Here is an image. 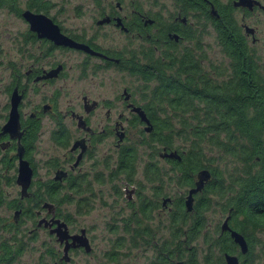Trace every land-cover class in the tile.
<instances>
[{"label": "flooded vegetation", "instance_id": "af4514ba", "mask_svg": "<svg viewBox=\"0 0 264 264\" xmlns=\"http://www.w3.org/2000/svg\"><path fill=\"white\" fill-rule=\"evenodd\" d=\"M171 5V10L159 7V9H156L153 12H146L140 7L132 6L130 7L129 13L123 14V8L117 4L118 12L112 10L104 13L97 19V26H114L121 34L128 35L130 39H143L149 44L145 51L138 50L137 54H131V56L126 59L122 56L123 49L112 50L110 48H103L96 44L92 37L79 36L64 32L63 28L52 17L50 19L55 25H57L61 34L76 43L87 45L98 54H92L87 50L80 48L55 44L52 40L43 36L42 32L32 30L30 28V24L26 22L28 29L25 34V42L29 41L31 45H43L38 46L40 47L39 49L34 48L38 51L41 49L43 52L46 51L47 53L42 57L36 56L32 58L30 66L27 70H25L24 74L21 71L13 74V82L11 83L8 93L10 94V98L13 92H17V95L20 97L17 106L20 133L15 137H10L8 133L0 134V154L4 155L3 169H11L16 172L18 171L17 152L18 149H22L24 158L29 161L30 166L33 169V176L25 193H22L21 186L16 181L17 175L14 177L13 174L12 183L15 182V184L20 186V193L18 196L7 198L8 200L6 201V206L8 209L13 211V217L12 220L9 221V225L6 226V223L0 224V230H3L7 234L14 230L16 234H22L25 239L27 238L28 240H31L33 230L24 234L22 230L17 227L18 225L29 221L31 223L30 229H33V227L35 228V231L43 229L52 236L54 234H51L50 230L55 228L56 224L52 223L51 225L45 227L44 223L38 225V221L42 218L49 221L52 217L59 219L60 222L64 223L68 237L66 236L67 239L63 238L64 240L62 242L57 241L62 247L61 253L60 255L58 254V259L52 264L68 263L72 260V254L87 253L83 247H74L72 245L68 247L67 253H64L65 245L67 243L72 244V239L69 235L80 234L81 229L85 230L86 237L91 247L90 252H92L93 246L91 240L87 236L86 228L80 227L77 231L72 230L69 225L70 220L65 219L64 215L60 213L58 215L56 213L54 203H52L55 207L54 216L47 213L45 209V213L42 215L41 209H34L33 201H40L39 198H36L34 191L39 189V187L42 189L48 184L57 186L59 191L66 190L69 186L68 183L70 180H73L74 183L89 185V189L92 188L93 181L91 180V175H96V173L103 174L107 171L108 165H111L112 155L106 157L105 162L109 161V163L105 164L103 171H95L92 168L86 170L84 168V163L87 159L93 161L100 143L106 139L107 141H109V139L111 140V145H113V150H115V162L118 151L122 150L124 146L135 142V140L132 142L128 140L130 136L128 126H130V128L139 127V134V131L141 130L140 127L142 126L144 131L146 124L141 121L137 113L131 110L133 106H139L144 110L145 102L138 103L134 98V91L132 92L131 88L127 86H123L119 94L118 102L120 107L129 111L131 118L122 111L117 114L116 118L110 117L111 109L113 108L112 103L109 100L99 101L96 98H91L87 93H83L80 96V102L77 103L76 107L71 105L65 110H60L57 107V101L59 94L61 93L60 89L61 87L63 88L60 82L62 80L65 82L67 77L70 76L66 75V72L70 67L67 59L65 58L62 61L53 60L47 63V65H44V57H50L53 54L49 52L59 50L83 55L84 58L81 60L84 61L86 67H89L87 63L91 60V58H98L100 62L97 66L99 68L100 66H104L106 69L112 67L117 69L119 68V70L127 72L129 76L137 77L142 83L146 82L154 84L157 82L158 77H154L152 81H145L143 76L139 73L140 70L136 67V63L139 65H146L148 57H145V55L153 54V59L163 62L164 65L169 66L167 74L170 78H172L173 86L176 87L177 84L179 85L181 83V86L186 87L188 85V79L193 78L192 86H196L202 91L201 99L193 98L188 106H186L187 109H200L201 111L206 109L209 98L212 99V96L210 95L212 93V89H216L218 91L217 96H219V102L222 103L220 108L222 107L224 114H233L234 111L238 109V104L243 102L245 103L244 105L250 109L249 111L252 110L251 115L246 118L240 116L234 118L232 121H228L233 124H245L250 119L252 122L253 116L255 115L254 106L260 105L259 108H264V54L261 52L259 54V51L256 49L257 44L264 42V0H171ZM27 9L29 8H25L24 10ZM24 10H20L19 16L22 17V12ZM29 10L34 14H44L49 18L47 12L35 11L33 9ZM118 18L120 19V24H118ZM102 19H107V21L100 23L99 21ZM209 38L210 44L214 42V44L218 47L219 53L222 55L217 65L214 67H211L213 65L209 64ZM129 51H131V49L127 46V52ZM29 58H31L30 55ZM187 68H190V70L188 71ZM133 69H138V72ZM131 70L133 73L130 72ZM91 73L94 74L95 72L91 71ZM20 80L21 83H19ZM22 80L24 81L22 82ZM48 86L54 87L51 95L44 94L43 89ZM177 89L182 88L180 87ZM31 94L39 98V100L36 101L38 103L31 100ZM173 99L174 102H178L177 96ZM26 102H28L27 105H25ZM30 103L32 104L29 105ZM23 108L26 110L24 111ZM100 109H105V114L104 118L99 122L100 124H97L95 123L96 119H93V116L96 114L97 110L100 111ZM4 110H6V115L0 116V121H2L0 124V130L2 125L8 119L10 102L9 105L4 106ZM56 111H59L58 115ZM261 111H263L262 116H264V109ZM144 112L150 121V118L145 110ZM49 116L52 117L55 127H57L52 131L51 139L59 146L64 148L68 147L67 154H65L63 162H58L57 159L54 161H48L49 171H54V173L59 172L60 178H55V174V176L53 175V178L51 179L44 181H41L40 179L34 181L33 179L36 174V169L33 162L25 156V153L27 152L25 135L27 134V129H29L31 123L35 122L40 125V136L42 120ZM193 116H195V114H192V116L189 117V121L187 120L188 123L196 124L198 122V119ZM66 118L73 122L75 127L73 134L64 123V119ZM174 120L176 121L177 118ZM259 120L264 123V117L259 118ZM140 121L143 124L139 123ZM142 137L143 136H140L139 134L136 140L140 141V138ZM261 139L263 140L262 142L264 147V133H262ZM36 142L33 145L29 144V146H27L30 149L28 150L29 157H31V153H33L35 149ZM74 145L76 146L73 148ZM160 147V149H157L154 152V154H156L154 160H157L159 164L160 161H163L169 165L167 166V169L170 172L173 183L165 185L167 189L162 195L159 193L160 196L156 199L148 195L150 198L149 201L153 204L157 203L158 205L156 208H153L152 212L163 211L165 213V217L170 219L171 217L176 216L178 213V206L181 204V210L185 209L186 212L189 213L187 218L190 219L192 216L195 218L197 216V214H194L196 210V203L206 201L201 195L203 194L202 192L205 184L211 178V173L209 179L204 182L202 188L193 194L192 206L191 209L188 210L185 201L189 190L195 186L198 179V172L194 178L193 185L191 187H187V191H185V193L178 194L177 186L179 185L175 183L176 169L170 162H168V159L180 160V153L176 151V149L167 150L163 149L162 146ZM172 151L177 152V158L166 156L167 153ZM8 152L13 154L7 156ZM13 156L15 157L13 160H6V157L11 159ZM78 156L80 157L77 160ZM258 159L259 157H257V160ZM14 161H17V167L15 166ZM94 162H96V157L94 158ZM75 163L77 164L75 165ZM82 167L84 169H82ZM163 167L165 168V166ZM140 175L141 176L138 177L137 172L133 182H124L125 190L128 187V183L135 185L129 190L130 195L127 199H123V202L127 205V207L125 208L124 206L126 205H123L122 208L123 210H128L127 214L123 215V217L126 218V221L128 222L132 220L129 217L133 215L135 211H139V204L143 200V197L141 196L143 188L145 185L148 188L152 185L151 183H147L143 180L142 171ZM94 180L95 182H99V179L96 180V178H94ZM159 187H163L164 189V185L159 184L154 187V193H157L156 190ZM172 188L173 191L170 192ZM83 189L85 190L87 188L83 187ZM150 189L153 192L152 188ZM92 191L93 188L91 191L80 192V194L76 193L72 202L76 205L79 198L85 200L87 199L92 202L95 195ZM132 194H135L136 198L134 200L136 202L132 201ZM144 194L146 193H143V195ZM2 199L4 198L0 197V201ZM33 210L35 211V218L32 216ZM205 217L207 219V212H205ZM226 217H229V211H221V224ZM240 219L241 218L239 217V221ZM221 224L219 225L220 231ZM207 226H209L208 223ZM257 230L258 229H255L251 236H254ZM221 232L224 233L228 231ZM199 236H206V230H204V232H202ZM146 239H152L156 242L154 256L147 262V264H155L159 257L158 242L153 236H149ZM245 240L248 244L246 238ZM1 242L2 241H0V253L2 249ZM3 242L5 243L3 248L5 249L4 253L6 257L0 259V264H11L16 256H20L22 254L24 241L16 235L15 237H9L7 241ZM18 243L19 245L17 246ZM236 246L238 247L237 244ZM234 254L238 256L239 264H241V262L246 259L245 257L247 252L245 254H241L239 251ZM34 264L46 263L38 262Z\"/></svg>", "mask_w": 264, "mask_h": 264}, {"label": "rangeland", "instance_id": "374dc122", "mask_svg": "<svg viewBox=\"0 0 264 264\" xmlns=\"http://www.w3.org/2000/svg\"><path fill=\"white\" fill-rule=\"evenodd\" d=\"M14 5L0 6V116L6 115L4 106L9 105L10 94L8 90L13 82V74L21 71L23 74L25 70L30 66L32 58L38 56L42 57L46 55V51L36 50L43 46L40 44H32L27 41L25 42V34L28 29L26 21L19 16L14 10L16 8L24 10L27 8L26 0H15ZM51 8L47 11L49 18L54 20L63 28L64 32L70 34H76L79 36L92 37V39L103 48H110L112 50H122V56L124 59L131 56V54H137L139 51H145L148 47V43L143 39H130L128 35L121 34L114 26H97L96 21L104 13L109 11L118 12L117 4L123 8V14L130 12V7H140L146 12H153L159 7H164L166 10H171V0H49ZM93 35V36H92ZM31 46V47H30ZM33 46V47H32ZM127 46L131 51L127 52ZM36 49H35V48ZM209 47V64L214 67L222 57L219 53L218 47L214 42L210 44V38L208 40ZM256 49L264 54V42L256 45ZM119 50V51H120ZM50 57H44V65H47L53 60L67 59L69 70L66 72L67 77L65 82H60L61 87L59 98L57 101V107L60 110H65L67 107L73 105L76 107L77 103L80 102V96L83 93H87L89 97L96 98L99 101H110L113 105L111 109L112 118H116L117 114L122 111L125 112L130 118V113L119 105V94L123 86L131 88L134 91V98L138 103L145 102V95L148 93L152 83H142L137 77H131L127 72L119 70V68H104V66H97L100 62L98 58H91L86 67L84 64L83 55L78 53H72L67 51L55 50ZM29 55L31 58H29ZM84 65V66H83ZM96 67V68H94ZM99 68V69H98ZM91 71L95 73L92 74ZM24 80H22L23 82ZM21 83V80L19 81ZM21 85V84H20ZM54 87L48 86L43 89L45 95H51ZM31 100L36 102L39 100L37 96L30 95ZM38 103V102H36ZM35 103V104H36ZM28 102L25 103L27 105ZM30 103L29 105H31ZM34 104V105H35ZM28 105V107H29ZM25 111L26 109L23 108ZM57 115L59 111H56ZM105 109L97 110L93 119H96L95 123L99 122L104 118ZM1 118V117H0ZM2 121H0L1 124ZM64 123L70 132L73 134L74 125L70 119H64ZM178 124V122H177ZM128 132L130 136L128 140L130 142H137L138 129L139 127L128 126ZM41 134L38 141L35 144V149L31 153V161L36 169L34 181L48 180L53 178L56 173L49 171L48 161H54L57 159L58 162H63L65 154H67V148L57 145L51 139V133L57 127H55L54 121L51 116L45 117L42 120ZM143 127L141 126L140 129ZM178 143H180L177 140ZM71 143V140H70ZM158 149L161 147L159 145ZM206 155H214L217 157V163L220 167L224 168L227 173L234 172V167L237 165L236 161L233 163L229 161L232 158L230 154L225 153L220 147L206 143ZM112 148V149H111ZM143 151V150H142ZM141 151L142 160H147L145 153ZM96 162L87 159L84 163V168L88 170L92 168L95 171H103L106 157L112 155L111 165L112 167L115 159V150L111 145V140L107 139L100 143L96 150ZM13 153L8 152V155ZM3 154H0V197H3L0 201V224L6 223L9 225V221L12 220L13 211L8 209L6 206L7 198L18 196L20 193V186L12 183V177L14 174L17 175V171L11 169H3ZM220 157H223L221 159ZM220 159V160H219ZM2 160V161H1ZM17 167V161H14ZM104 165V166H103ZM160 165L169 166L167 163L160 161ZM238 166V165H237ZM82 167V169H84ZM85 171V170H84ZM141 166L138 167V177H140ZM109 170L103 174L91 175L93 193V201L91 209L87 213L76 214L75 204L72 202H63L59 206V213L68 216L70 218V228L77 231L80 227H85L87 230V236L91 240L93 250L90 253H77L72 254V260L68 263L61 264H147L148 260L154 256L155 243L151 240L137 239V244L133 245L130 241L132 240L130 234H127L123 228L121 216L127 214V209L123 210V199H127L130 195L129 190L134 187V184H129L125 190L124 182L121 177L109 179ZM99 179V182H95ZM104 178V179H101ZM14 179V178H13ZM110 180V181H109ZM102 182V183H100ZM229 182V177L227 179ZM110 183V184H109ZM186 186H177L179 193H185ZM117 193H116V191ZM173 191V188L170 192ZM146 193L151 197H154L153 192L146 185L142 190V194ZM135 194L131 195L133 202H136ZM156 199V197H154ZM4 202V203H3ZM125 208L127 207L124 206ZM45 213L42 209L41 215ZM130 213V212H129ZM152 219L146 220V226L151 236L159 243L160 240L169 236V221L165 217L163 211L152 212ZM221 208L214 205L210 211L207 212L206 224L213 226L217 221H222ZM22 230L24 234H27L33 230L31 240H28L22 234H16L12 230L9 234L0 230V241H7L9 237L16 236L23 239V252L19 256H16L11 264H34L38 262H45L46 264H52L58 258L53 259L47 252L56 251L59 255L61 253V245L56 240V235H49L43 229L35 231L30 229L31 223L24 222L17 226ZM1 228V225H0ZM113 228V230L111 229ZM30 229V231H29ZM124 237L123 245L117 247L115 244L119 237ZM254 250L252 253V264H264V229H258L253 236ZM22 242V241H21ZM121 242V240H120ZM119 242V243H120ZM192 246L197 251L196 256L200 260L201 257L206 253L208 245L204 238L198 237L192 241Z\"/></svg>", "mask_w": 264, "mask_h": 264}, {"label": "trees", "instance_id": "16d2710c", "mask_svg": "<svg viewBox=\"0 0 264 264\" xmlns=\"http://www.w3.org/2000/svg\"><path fill=\"white\" fill-rule=\"evenodd\" d=\"M26 2L27 8L35 11L47 12L52 6L49 0H26ZM15 3V0H0V6ZM14 11L20 15V9L16 8ZM145 57H148L146 65L136 63L139 73L145 81H152L154 77H158L157 82L151 85L144 97V110L150 118L152 130L145 132L141 129L139 134L143 137L140 141L128 144L118 151L113 166L107 168L109 179L121 177L123 182H133L138 167L141 166L143 180L152 184L150 188L153 190V195L155 194L154 197L157 198L167 189L165 185L173 181L167 167L164 168L157 160H154L156 155L154 152L158 149V144L163 149H176L180 153V160L168 159V162L176 169L175 183L179 186L191 187L196 173L203 169L211 173V178L205 184L201 195L206 201L197 202L195 205L194 214H197L195 218L192 216L188 219L189 213L185 209L181 210V204L178 206L176 216L167 218L170 227L169 236L159 241V257L155 264H225L223 259L225 252L238 253V247L229 232L220 231V221L213 226H207L205 212L210 211L214 205L221 208L222 212L229 211V227L242 234L249 245L246 259L241 264H252L251 256L255 238L251 234L255 229H264V147L261 139L264 123L259 120L264 117L261 111L264 108H259L260 105L254 106L255 115L252 122L250 119L245 124H233L228 121L240 116L246 118L251 115L252 110L249 111L250 109L243 102L238 104V109L233 114H224L222 107L220 108L222 103L219 102L218 91L212 89L210 94L212 99L209 98L206 109L203 111L187 109L186 106L193 98L201 99L202 96V91L192 86L193 78L188 79L186 87L181 86V83L175 87L172 78L167 74L169 66L153 59V54L145 55ZM138 69L133 70L138 72ZM187 70L189 71L190 68ZM130 72L133 73L132 70ZM180 87L182 89H177ZM175 96L178 97V102H174ZM192 114H195L193 117L198 119L196 124L187 122ZM175 118H177L176 121ZM139 123L143 124L141 121ZM39 131V123L33 122L25 135L27 150L25 156L30 160L28 152L30 149L27 146L33 145L38 140ZM206 143L220 147L225 153L231 155L232 158H229V161L233 163L236 161L238 165H235L234 172L226 174L224 168L218 165L217 157L206 155ZM141 151L146 154V161L142 160ZM257 157H259L258 160ZM14 158V156L11 159L6 157V160L10 161ZM220 158L223 159V157ZM228 177L229 182H227ZM159 184H163L164 189L159 187L156 190L157 193H154V187ZM68 185L66 190L60 191L53 184H48L42 189L39 187L34 192L40 201H33V208L42 210V204L47 201L55 204L56 213L59 215V206L63 202H70L76 193L92 190V188L89 189V185L74 183L73 180H70ZM83 187L87 189L84 190ZM142 197L139 211H135L129 217L132 220L128 222L123 216L120 218L122 221L120 227L130 234L132 238L130 242L133 245L137 244L136 238L144 240L151 237L145 222L152 219V210L158 206L157 203L153 204L149 201L148 195L144 194ZM91 206V201L79 198L75 205V212L87 213ZM32 216L35 218L34 210ZM65 219L70 218L65 216ZM204 230H206V236L202 238L207 243L208 249L199 260L196 256L197 251L191 244ZM123 240L124 237L120 236L115 245L122 246ZM4 245L2 241L0 259L6 257ZM47 252L53 259L58 258V253L49 251V247Z\"/></svg>", "mask_w": 264, "mask_h": 264}, {"label": "water", "instance_id": "95a60500", "mask_svg": "<svg viewBox=\"0 0 264 264\" xmlns=\"http://www.w3.org/2000/svg\"><path fill=\"white\" fill-rule=\"evenodd\" d=\"M22 18L30 24V28L35 31L42 32V35L47 37L48 39L52 40L55 44L58 45H67L70 47L80 48L87 50L88 52L92 54H98L97 52L90 49L85 44H79L71 40L70 38L64 36L59 32V28L57 25L54 24V22L48 18L44 14H34L29 9L24 10L22 12ZM104 21H107V19H102L99 22L103 23ZM117 21L120 24V19L118 18ZM41 36V35H40ZM19 95H17V92H13L10 98V110L8 114L7 121L2 125L0 134L8 133L10 137L18 136L20 133V124H19V114H18V102H19ZM131 110L135 113H137L141 119L142 122H144L146 125L144 127L145 132H150L152 130V125L147 118L145 112L143 109H141L139 106H133ZM76 145L73 146V148ZM167 157H178V154L176 151H172L170 153L166 154ZM18 157V171H17V183L21 186L22 193H25L26 189L28 188L32 176H33V169L30 166V163L27 159L24 158L23 150L18 149L17 152ZM80 156H78L77 160ZM77 163H75L76 165ZM197 181L195 183V186L191 188L188 192L187 199L185 201L186 207L188 210L191 209L192 206V200H193V194L196 193L198 190H200L210 177V172L207 169H203L198 172L197 174ZM55 178H60L59 172L56 173ZM43 209L47 211V213L52 214L54 216L55 213V207L50 202H44L42 204ZM44 223V226L51 225L52 223L56 224V227L50 230L51 234L56 235V240L59 242H62L64 239H67L68 235L66 232V228L63 222H60L59 219L52 217L49 221L42 218L38 221V225H41ZM221 231H228L230 234V237L232 238L233 242L238 245L239 251L241 254H245L248 251V244L242 234L239 232L232 230L228 225V217L225 218V220L221 224ZM67 236V237H66ZM69 237L72 239V244L67 243L64 248V253H67L69 246H80L83 247L85 252H90L91 247L89 245L88 239L85 234V230L81 229L80 234L75 235H69ZM64 238V239H63ZM224 260L226 264H239V258L235 254H230L225 252L224 253Z\"/></svg>", "mask_w": 264, "mask_h": 264}]
</instances>
